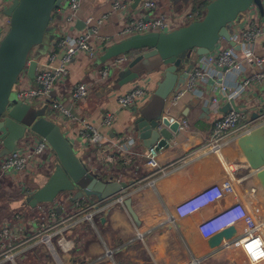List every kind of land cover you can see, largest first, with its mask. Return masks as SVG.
Masks as SVG:
<instances>
[{
	"label": "built area",
	"instance_id": "built-area-1",
	"mask_svg": "<svg viewBox=\"0 0 264 264\" xmlns=\"http://www.w3.org/2000/svg\"><path fill=\"white\" fill-rule=\"evenodd\" d=\"M13 0H8L11 4ZM263 12L260 13L252 6L244 13L241 23L232 26L231 41L239 46V50L220 42L218 48L207 56L197 58L192 69L188 73L183 85L172 95L171 101L177 102L185 95H195L199 98L209 96V108L215 113L210 135L203 145V149L214 155L226 145L234 141L239 135L248 133L252 128L251 122L247 121L248 111H258L264 116V95L255 96L253 99H245V106L240 103L241 94L251 87L256 90L264 87V54L258 53V44L264 41V0H261ZM132 0H113L111 7L113 11L126 10L132 6ZM80 9V0H61L59 6L52 13L60 15L62 21L57 25V36L53 38L46 56V62L37 61L33 78L27 75V65L20 73L16 83L17 100L32 106L34 101H47L50 112L61 123L69 125L77 123L79 130L76 133L78 142H81L85 150L93 152L94 162L99 167H107L123 158L128 163L133 153L128 145L132 140L133 128L127 130V134L116 140H107L95 127L86 123L81 118L80 104L84 103L91 95L94 88L104 86L110 77L123 70L129 63L127 55H119L101 63L88 77L87 82H80L74 87L66 90V78L69 66L72 62L85 57L89 61L99 60L105 50L111 46V40L99 34L102 19L94 20L88 17L84 28H76L77 14ZM133 14L127 12L120 18V29L118 35L124 39L134 35L148 33H168L182 27L188 22L196 21L204 15L193 5H188L182 13L168 15L161 12L154 0H143L134 9ZM185 26V25H184ZM4 28H0V39L4 34ZM226 45V46H223ZM34 52V50H33ZM241 76L240 84L231 88L223 83V78L228 77L233 81ZM235 83V82H234ZM202 89V90H201ZM56 91V96L51 93ZM201 90V92H199ZM248 91V90H247ZM67 95V101L62 97ZM146 89L143 86H135L126 93L116 97L118 110H134L136 106L147 98ZM229 103L231 110L225 114H219V103ZM262 116V117H263ZM258 118L262 120L263 118ZM114 114L106 113L103 117V125L109 127L114 122ZM179 130L187 129L188 122L185 119L179 121ZM3 133H0V137ZM174 135V134H173ZM127 143L128 146L123 145ZM176 140L169 142V147H174ZM2 148L0 141V150ZM114 152V154H112ZM156 151L149 150L147 164L156 169ZM55 155L46 144L39 138H27L22 140L18 149L7 156L0 157V197L6 188L2 183L11 182V186L24 187L27 178L38 172L52 173L55 167ZM5 181V182H6ZM9 182V183H10ZM15 182V183H14ZM27 188V187H26ZM234 185L229 179H223L198 191L193 196L181 201L175 207L178 218H185L209 208L234 193ZM2 200H0L1 202ZM123 202V197L116 199ZM36 207L38 212L35 216H24L23 213L0 214V264H17L27 260L29 255H35V251L41 249L50 256L55 264H66L61 260V253L70 255L74 243L65 238L64 234L81 223L91 222L95 213L103 209L97 204L83 207L82 204L74 202L70 207L72 213H63L62 206ZM60 211H59V210ZM35 210V208L33 209ZM6 214V215H5ZM243 224L245 233L249 234L259 229L260 224L254 216L238 201L216 208L208 216L197 224V231L204 239H208L217 232L237 224ZM58 250V251H57Z\"/></svg>",
	"mask_w": 264,
	"mask_h": 264
},
{
	"label": "crops",
	"instance_id": "crops-1",
	"mask_svg": "<svg viewBox=\"0 0 264 264\" xmlns=\"http://www.w3.org/2000/svg\"><path fill=\"white\" fill-rule=\"evenodd\" d=\"M112 1L92 0L88 3L95 13L99 12L101 15L94 18L93 13L87 16V11L83 7L85 0H80L77 23L82 24L80 27L82 29L88 17L96 21L106 15L107 19H103L98 27L99 34L109 38L112 43H117L123 40L118 35L120 18L126 12L132 15L134 13L132 7L113 11ZM157 5L161 12L168 15L175 12L171 7L159 1ZM9 6L8 0H0V28L8 25V18L4 15V11ZM258 53L264 54V41L258 44ZM44 62L46 59L43 57L40 63ZM96 68L85 57L72 62L68 68L66 78L68 88L66 90L68 91L80 82H87L88 77ZM116 74L111 76V80L104 86L94 88L86 101L79 105L81 118L95 127L107 140H116L127 134V130L131 131L132 128L134 130L137 113L145 110L144 108L148 107L150 101L153 105L155 104L153 91L160 80V75L154 74L107 93L112 87V79ZM241 79V76H238L231 81L229 77L228 79L224 77L222 82L235 88L237 84H240ZM138 85L146 89L148 96L146 100L139 103L134 110H118L116 97ZM256 89V87H251L241 94L240 103L243 106H245L246 98L253 99L256 95H264V87L260 90ZM201 90L197 92L198 95ZM209 99L210 97L206 95L199 98L187 94L177 102L171 101V98L166 104L156 101L159 102V109L149 105L152 107V113L160 112V115L167 118L170 123L179 124L181 119L188 122L187 129L179 130L178 125L173 135V140H176L174 147L170 146L156 152L155 160L158 167L156 169H152L147 164L146 157L149 150L143 148L135 133H132V140L128 143L133 155L127 164L117 155L119 159L114 164L99 167L94 162L93 152L85 150L81 142H78L76 133L79 125L77 123L61 125L56 118L51 116L52 113H49V116L57 122L49 117L48 119L59 125L62 133L70 136L74 144L81 149L82 162L91 172L104 180L133 182L125 197L130 201V208L135 218L129 215L123 203L114 199L103 203L101 206L103 209L95 213L91 222L86 221L65 232L67 238L76 236L78 243L80 241L81 264H264V189L257 178V172L250 169L237 145L240 137L264 124V116L259 111L258 113L255 110L248 111L246 117L247 121L252 123V129L248 133L239 135L234 141L227 142L217 155H214L203 149L215 116L209 108ZM66 101L67 98L65 103ZM219 104L218 112L222 114L219 109L224 103ZM203 107H208L207 114L202 112ZM106 113H113L115 118L109 127L103 125V117ZM258 115L260 118L263 116V119L260 120ZM123 145L128 146L124 142ZM94 165L99 170L95 169ZM49 175L47 174L46 177L48 178ZM223 179H229L234 185L235 190L232 195L194 215L182 219L176 216L175 207L181 201ZM68 196H71L68 201L62 200L60 203L41 206L47 208L61 205L64 209L61 214L72 213L69 208L73 206V203H69L73 202L71 201L73 194ZM91 201L88 203V199H81L75 202L82 204L83 207L96 204L94 199ZM236 201L254 216L256 222L260 224L259 229L247 234L243 224L239 223L234 225L235 237L228 242H222L217 249L208 248L207 239L204 240L197 231V224L216 208ZM105 209L109 210L108 215L105 222L100 223L99 218L103 216ZM35 213L40 214L36 208ZM31 257L35 258V255ZM70 258L71 255H65L61 257V260L69 264Z\"/></svg>",
	"mask_w": 264,
	"mask_h": 264
},
{
	"label": "water",
	"instance_id": "water-1",
	"mask_svg": "<svg viewBox=\"0 0 264 264\" xmlns=\"http://www.w3.org/2000/svg\"><path fill=\"white\" fill-rule=\"evenodd\" d=\"M143 0H133L134 9ZM189 2L201 0H185ZM201 19L174 29L168 33H148L134 35L109 46L99 58L101 63L117 57L134 53L128 65L115 77L117 88L146 79L154 74L160 75L153 97L167 103L174 92L184 84L195 59L212 54L220 42L227 43L235 50L230 36L232 26L240 14L255 6L263 12L261 0H208ZM61 0H13L4 11L8 25L0 39V137L2 148L0 157L18 149V145L27 134L42 139L55 155L56 165L45 183L29 193L26 204L30 209L40 204H50L60 194H73L71 201L81 199L95 200L98 209L109 200L123 197V205L132 218L130 201L125 197L133 182L104 180L93 174L81 162L70 142L62 133L60 126L48 119L40 110L21 103L11 97L18 76L28 63L34 48L43 43L52 13ZM81 23L76 28L81 29ZM36 59L27 65V75L33 78ZM114 91V87L107 93ZM231 110L229 103L219 111L222 114ZM202 112L207 114L208 107ZM178 128L177 122L162 117L160 112L151 109L140 111L134 120V132L146 150L154 148L156 152L167 149L173 134ZM250 169L257 172V178L264 189V124L243 135L237 140ZM125 197V198H124ZM92 205V204H91ZM109 210L105 209L100 223L105 222ZM236 235L234 226H229L206 240L210 249H217L222 242H228Z\"/></svg>",
	"mask_w": 264,
	"mask_h": 264
},
{
	"label": "rangeland",
	"instance_id": "rangeland-1",
	"mask_svg": "<svg viewBox=\"0 0 264 264\" xmlns=\"http://www.w3.org/2000/svg\"><path fill=\"white\" fill-rule=\"evenodd\" d=\"M91 1L92 0H85V3L83 5V7L87 11V16H90L93 13L94 18L95 17L98 18V16L99 17L101 16L100 13L99 12L95 13L93 11V9L88 5V3H91ZM154 1L156 3H157V1H159L161 4L171 7L173 9V11H175L173 13H177V14L182 13L183 10L188 5L192 4L191 2L185 1V0H157V1L154 0ZM243 17H244V13L240 14V16L236 20V23L241 22ZM60 21H62L61 16L60 15L59 16L55 15V18L52 19L51 23L48 26V29H47V32L45 34L43 43L41 45H39L38 47L34 48V52L32 51L31 55L29 56L30 58H34L37 61H40L41 58L46 56V53L48 51V48H49L50 44L53 41V38L56 37L57 34H58L57 25L59 24ZM190 22H188V23H190ZM105 23H106V21L104 22V24ZM184 25H186V23L182 24L181 26H184ZM92 63L94 65V68H96L97 66H99L101 64V62L99 60H94ZM115 77L112 79L111 86L114 87V90L116 91L119 88H117V86H116ZM50 95H51V97H55L56 96V91L54 90ZM11 97L13 99L17 98L16 86L12 90ZM66 98H67V95L63 98V101H65ZM156 101H159V100L156 99ZM156 101H155L154 105H153L152 101H150L149 104H148V107L150 109H152V107H150L152 105L153 107H156V108L159 109V106H158L159 102H156ZM31 108L33 109V111H35V110L42 111L47 118L49 117L53 121L57 122L54 119L55 117L50 112V105H49V103L47 101H34V102H32ZM144 109H147V108H144ZM49 113L54 118L50 117ZM64 136L69 140L73 150L76 152L77 156L81 158V159L80 158L79 159L82 162L83 159H82V153H81L82 151H81V149L74 144V142H73V140H72V138L70 136H68L66 134H64ZM29 137L34 138L33 135L27 134L23 140H25V139H27ZM94 167H95V169L99 170L96 165H94ZM93 174H95V173H93ZM46 176H47L46 172H38L34 176H31V177L27 178L26 181H23V182H25L24 187L18 186L17 184H16V186H11V182L5 180L6 182L4 181L2 183V185H5L6 188L3 190L2 194H1L2 197H0V200H2L0 202V214L1 213H6V214L23 213L24 216H27V217L32 216L34 214L36 216L37 214L35 213V210L28 208V206L26 204V198L29 196L30 192H32L36 188L41 187L45 183V181L47 180ZM68 195H70V194H60V195H58L53 203H60L62 200L63 201H68V198L71 197V196H68ZM90 202H92V201L89 200L88 203H90ZM72 203H74V202H70L69 204H72ZM50 204H52V203H50ZM54 207H58V205H56ZM69 210H70V208H69ZM64 236H65V234H64ZM65 238H66V236H65ZM68 239H70L74 243L72 252L76 251L75 253H78L79 249H80V246H79L80 245V241L78 243V240H77L76 236L68 237ZM72 252H71L70 255H72ZM59 255L61 257L63 256L61 253H59ZM31 256L29 255L27 260H23V261H20L19 259H17V264H45V263L46 264H55L53 259L50 256H48L41 249L35 251V258H33Z\"/></svg>",
	"mask_w": 264,
	"mask_h": 264
},
{
	"label": "trees",
	"instance_id": "trees-1",
	"mask_svg": "<svg viewBox=\"0 0 264 264\" xmlns=\"http://www.w3.org/2000/svg\"><path fill=\"white\" fill-rule=\"evenodd\" d=\"M208 2H209L208 0L194 1L192 2L193 9H198L199 11H201V13L204 14L205 7L208 4ZM133 55L134 53L127 54L129 58H131ZM75 252H72L69 264H81L82 263L80 255L78 254L79 252L78 253H75Z\"/></svg>",
	"mask_w": 264,
	"mask_h": 264
}]
</instances>
